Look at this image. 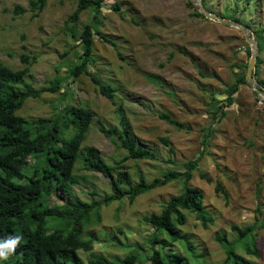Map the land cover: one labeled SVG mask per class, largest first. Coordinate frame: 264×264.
Listing matches in <instances>:
<instances>
[{
  "label": "rangeland",
  "instance_id": "rangeland-1",
  "mask_svg": "<svg viewBox=\"0 0 264 264\" xmlns=\"http://www.w3.org/2000/svg\"><path fill=\"white\" fill-rule=\"evenodd\" d=\"M31 1L0 0V62L17 69L23 66L22 53L35 57L22 81L38 88L58 78L63 82L60 91L70 94L63 98L58 91L29 97L16 113L28 118L48 117L70 99L73 104L87 107L94 115L83 144L95 146L110 163L127 152L117 147L115 137L105 136L100 127L118 126V113H122L134 142L159 157L125 161L133 182L139 174L151 181L167 170L183 171L184 161L197 158L189 184L203 190L204 205L213 221L203 227L195 214L187 213L186 223L179 226L186 239L206 256L207 264H224L225 251L215 239L216 234L225 233L232 239L236 237L232 225L256 221L259 256L243 255L254 264H264V98L246 82L239 85L232 104L218 108L216 118L211 115L210 95L224 99L225 90L236 76H246L245 65L250 60L246 50L250 44L243 32L217 19L197 15L201 8L197 0H104L97 18H92L87 9L74 26L66 24V19L76 0H46L41 11L32 7ZM203 2L216 15L248 22L250 29L241 25L252 35V30L264 27V0ZM116 4L118 9L113 7ZM17 6L21 12H15ZM91 18L98 33L92 37L88 68L103 83L114 87L115 103L99 93L86 73L67 77L66 70L78 59L80 50L75 37ZM252 72L256 86L264 90V49L258 61L256 57ZM23 82L15 85L20 88ZM161 113L169 114L185 127L169 124ZM167 159L174 163L164 162ZM78 174L86 178L73 191L84 200L101 199L110 193L108 181L100 173L78 170ZM217 182L225 194L215 189ZM181 189L180 179H174L137 196L133 202L124 198L102 205L100 222L91 227L98 234L94 250L121 257L134 252L140 260L137 264H148L144 249L150 252L148 239L154 228L142 217L160 212L162 204ZM58 200L49 198L51 203ZM179 242L167 248L182 254L187 264L191 250ZM81 254L83 258L88 256L87 252ZM0 261L10 264L14 259Z\"/></svg>",
  "mask_w": 264,
  "mask_h": 264
},
{
  "label": "trees",
  "instance_id": "trees-1",
  "mask_svg": "<svg viewBox=\"0 0 264 264\" xmlns=\"http://www.w3.org/2000/svg\"><path fill=\"white\" fill-rule=\"evenodd\" d=\"M103 1L76 0L66 24L74 26L80 14L87 9L92 12V18H97ZM203 1L201 0L204 5ZM45 3L46 0L31 1L32 7L40 11ZM113 7L118 9L117 4ZM208 10L214 12L212 9ZM21 11L22 8L17 6L15 12ZM196 14L204 17L200 12L196 11ZM222 17L251 28L248 22L241 21L239 17ZM92 18L84 24L78 38L74 32L72 34L80 50L77 51L78 59L66 70L67 77L86 73L99 93L115 103L114 87L110 83H103L88 68L92 37L98 33ZM252 31L258 44V61L259 53L264 49V27ZM103 39L108 41L105 36ZM246 52L250 56L249 46ZM20 60L23 66L17 69L0 62V241L22 236L15 253L10 256L14 259L10 264H137L140 260L134 252H127L121 257L94 250L93 242L98 239V234L91 227L100 222L102 205L124 198L133 202L137 196L174 179H180L181 192L163 203L160 212H151L142 217L145 223L154 228L148 239L151 244L150 252L144 249L145 257L148 264H185L182 254L173 253V249L167 248L180 241L187 251L191 250L192 256L187 259V264H207L206 256L192 246L191 241L186 239V233L179 227L186 223L187 213L195 214L203 227L213 221L204 205L203 190L189 184L198 159L184 161L183 171L167 170L151 181L139 174L138 180L133 182L125 161L158 160L159 157L153 150L134 142L131 129L122 113H118V126L100 127L105 136L115 137L113 140L117 147L127 152L113 163L107 161L95 146L83 144L94 115L87 107L73 104L70 99L48 117L28 118L16 113L27 98H37L45 92H58L63 86L58 78L51 80L49 85L38 88L23 82L22 79L29 73V66L35 57L22 53ZM256 72L255 70L254 74ZM258 81L263 84L262 80ZM18 82H23L20 88L15 85ZM246 82L245 74H238L225 90L224 99L218 100L210 95L213 105L210 104L213 107L211 115L214 118L218 114V108L234 102V94L239 85ZM60 92L63 98L69 93L64 89ZM160 116L173 126L185 127L167 113H161ZM162 140L167 143L168 139L164 137ZM164 162L174 163L171 159ZM78 170L100 173L107 179L110 193L101 199L89 201L79 197L73 187L86 177L78 174ZM215 189L226 193L219 182ZM90 194L97 193L91 191ZM50 196L59 199L58 202L51 203ZM256 225V221L245 226L232 225V230L236 233V237L232 239H228L225 233L216 234L215 239L225 251L224 264H254L243 254L259 256ZM119 232L121 233L120 229ZM164 233L168 237L165 238ZM111 236L117 237L114 234ZM82 252H87L88 256L83 258Z\"/></svg>",
  "mask_w": 264,
  "mask_h": 264
},
{
  "label": "water",
  "instance_id": "water-1",
  "mask_svg": "<svg viewBox=\"0 0 264 264\" xmlns=\"http://www.w3.org/2000/svg\"><path fill=\"white\" fill-rule=\"evenodd\" d=\"M193 1V0H191ZM198 4L200 5V10H198L201 14L205 15L206 17H210V18H214L217 19L218 21H220L221 23L227 24V25H232L235 26L237 28H239L246 40L249 42L250 44V49H251V54H250V60L249 63L247 65L246 68V80L247 82L251 83V85L253 86L254 90L261 96H263L264 98V90L263 87L261 85L256 86V84H258V82L253 78V72H252V67L255 64V60L257 57V50H258V44H257V40L253 37L252 33H250L244 26H242L241 24L233 21L232 19H226L222 16L216 15L210 11H208L202 4L201 0H197Z\"/></svg>",
  "mask_w": 264,
  "mask_h": 264
},
{
  "label": "clouds",
  "instance_id": "clouds-1",
  "mask_svg": "<svg viewBox=\"0 0 264 264\" xmlns=\"http://www.w3.org/2000/svg\"><path fill=\"white\" fill-rule=\"evenodd\" d=\"M22 236L10 237L4 241H0V260H7L15 253Z\"/></svg>",
  "mask_w": 264,
  "mask_h": 264
}]
</instances>
